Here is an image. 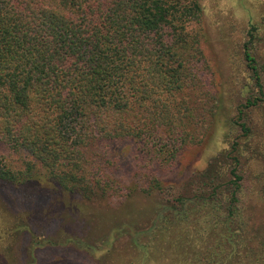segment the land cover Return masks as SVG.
<instances>
[{
	"label": "trees",
	"instance_id": "16d2710c",
	"mask_svg": "<svg viewBox=\"0 0 264 264\" xmlns=\"http://www.w3.org/2000/svg\"><path fill=\"white\" fill-rule=\"evenodd\" d=\"M201 17L198 0H0V145L26 152L61 189L85 201L132 196L134 190L100 175L85 151L98 140L130 138L169 159L183 144L200 142L217 108L194 68L202 52L190 26ZM257 34L252 26L243 44L255 85L234 121L244 137L251 132L249 112L264 96L252 55ZM233 161L224 209L238 201L242 184ZM218 173L211 166L201 175L213 190ZM23 174L0 156L1 183L14 184ZM214 198L190 205L176 222V236L155 227L145 251L137 248L143 264H229L224 248L232 227L221 212L222 197ZM191 236L202 239L198 250L191 249ZM241 257L233 264H264V233Z\"/></svg>",
	"mask_w": 264,
	"mask_h": 264
},
{
	"label": "rangeland",
	"instance_id": "374dc122",
	"mask_svg": "<svg viewBox=\"0 0 264 264\" xmlns=\"http://www.w3.org/2000/svg\"><path fill=\"white\" fill-rule=\"evenodd\" d=\"M198 2L201 21L190 29L199 33L202 60L194 68L213 91L217 105L200 142L183 144L175 157L161 159L149 142L130 138L96 141L85 155L97 172L134 192L127 198L99 194L93 201L61 189L26 152L0 145L6 165L24 173L14 184L0 182V264H143L137 248L145 251L155 227L175 230L178 235L181 228L176 222L189 206L212 197H222L221 212L232 227L233 236L224 248L229 264L236 257L242 259L262 239L264 96L249 112L248 137L234 121L245 100L255 95L242 53L252 26L258 28L252 55L264 90V0ZM234 156L242 184L238 201L224 209L230 199L226 171L234 164ZM29 161L35 167L28 171ZM211 166L219 169L220 191L205 185L207 174L208 178L201 177ZM167 239L172 243L175 238ZM201 241L191 236V249H199Z\"/></svg>",
	"mask_w": 264,
	"mask_h": 264
}]
</instances>
